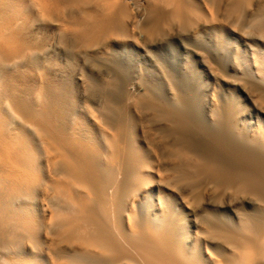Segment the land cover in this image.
I'll list each match as a JSON object with an SVG mask.
<instances>
[{"label": "bare ground", "instance_id": "1", "mask_svg": "<svg viewBox=\"0 0 264 264\" xmlns=\"http://www.w3.org/2000/svg\"><path fill=\"white\" fill-rule=\"evenodd\" d=\"M72 1L83 7L86 18L70 19L62 27L79 31L80 46L92 54L104 53L111 38L115 43L118 40H125L122 44L129 40L139 43L137 38L142 39L143 32L149 36L167 22H184V34L189 36L188 39L209 34L220 24L213 15L217 0L69 2ZM58 3L59 0H0V69L22 59L26 50H46L42 48L45 46L36 45L38 43L34 44L36 46L32 43L31 47L18 43L15 32L20 29L24 11L35 8L47 14ZM225 4L224 10L229 14L246 10L243 25L249 22L252 29V35L248 37L260 43L258 51L254 45V48L250 47L252 57L246 60V66L264 83V0H228ZM130 6H133L131 14ZM147 8L164 13V16L156 14L149 27L142 30L144 27L139 23ZM179 34L176 27L167 38L171 40ZM217 38L221 54L228 60L230 45L225 43L228 37L220 32ZM70 39L73 40L69 38L65 42ZM171 43L167 39L154 41L153 45H168L170 50L157 54L165 63L164 69L157 71L156 67L147 66L144 83L140 78L123 80L121 75L132 69L130 56L114 53L109 59L120 75L109 84L117 97L100 98L101 94L92 91L82 101L77 100L80 97L71 96L73 90L70 91L72 87L66 80L68 76L62 84L44 72L46 78L61 83H58L56 93L55 89L52 92L39 85L31 95L19 93L15 85H12L14 88L6 85L8 90L3 87L5 98L0 100V264H262V173L258 177L260 180L244 178L242 174L247 168H243L242 174L241 167L239 172L236 171L240 177L236 172H230L229 166L226 169L213 161L200 167L193 165L192 173H181L170 159L180 150L186 154L192 152L189 146L178 143L174 147L176 150L166 152L163 148L169 143L165 139L159 152L151 149L150 145L156 147L154 133L147 134V128L153 126V131H160L166 138L162 126H156V123L173 126L187 123L203 137L208 135L211 140L216 137L221 146L230 147L234 140L239 146H245L236 151L244 150L242 154L254 156L252 158L257 160L253 163L258 170L255 172H264V129L256 126L252 114L239 109L232 92L221 95L220 106L214 85L204 81L199 73H188L183 66V55ZM256 52L258 56H254ZM81 53L84 56L83 50ZM52 57H49L51 62ZM207 71L213 75L210 69ZM27 77L25 83L30 84ZM29 80L32 79L29 77ZM181 89L185 92L183 96L179 95ZM248 99L254 104L252 98ZM260 100L264 102L263 95ZM132 101L142 103L150 110L143 120L137 115L139 122L132 112L136 107L130 104ZM112 110L120 114V118L113 120ZM261 111L264 113V109ZM34 129L43 133L45 161L41 159L39 138L34 136ZM211 144L209 142V147ZM209 150L206 152L211 155L207 156L215 157L210 153L212 149ZM222 150L216 152L213 149L212 152L222 155ZM238 152L233 154L238 155ZM237 155L235 157L240 153ZM240 157L245 159L247 156ZM232 161L231 158L230 163ZM236 162L240 160L236 159ZM250 173L253 177L254 173ZM202 181L205 182L203 188L199 187ZM220 199L233 201L228 203L231 214L226 216L227 221L217 216H225L223 209L219 213Z\"/></svg>", "mask_w": 264, "mask_h": 264}, {"label": "rangeland", "instance_id": "2", "mask_svg": "<svg viewBox=\"0 0 264 264\" xmlns=\"http://www.w3.org/2000/svg\"><path fill=\"white\" fill-rule=\"evenodd\" d=\"M12 1H16V0H12ZM69 1H71V0H69ZM69 1L59 0L58 5L54 6L51 9V11L47 14H42L41 11L39 12L35 8H30L29 11H24L22 13L23 20H22V23L20 25V29L18 32H15L17 42L26 44L30 47H31L32 43H33V45L38 43L36 45H38L40 47H42L41 45H43L45 47H42V48H44L46 50L41 49V50H37V52H36V49L26 50L25 56L22 59H19V60L15 61L11 64L5 65L0 69V92H1L0 93V97H1L0 100H3L5 98V96H3V94L5 93V90L3 89V87L5 88L6 85H7V87H13L15 85L18 92L20 90L19 93L23 92L25 94H30V95H31L32 91H34L36 88H39V87L49 88L52 92L55 89V93H56L57 85H59V84L61 85V83L64 84L63 81H66V80H68L70 82V88L72 87L70 91L73 90L72 91L73 94L71 92V94H72L71 96L75 97L76 99L80 97L77 100L82 101L83 97L84 96L86 97V95L92 91H96L97 94H101L100 98L106 97V99H107L109 97L110 98L117 97L115 95V93H117V92L109 84V82L113 78H115V76L118 75L119 73L115 72L114 66L111 63L109 58H111L113 56V54L116 52L121 53V54L122 53L128 54L130 56V62H131L132 69L129 70V72H126V74H124V75L122 74L121 77L123 76V80H127V79L129 80V78L136 79V80L141 79L140 81L143 82L144 79L147 77L148 67H150V66L152 68L156 67L157 71L159 69H164L165 63L160 57L157 56V54L161 53L159 51H164V50L169 51L170 47L168 45H162V46L156 45L155 46V45H153V43H154V41L157 42L160 40L167 39L168 41L172 42L171 45L176 50H178V51L180 50L179 52L183 55V61H184L183 66L188 73H191L193 75L199 73L200 75L203 76L204 81L214 85L213 87L215 88V92L217 91L215 93V95L218 98L220 106H222L221 95L222 96L225 95L226 91L232 92L233 96L237 98L236 102H238L237 104H238V106H240L239 109L247 111L250 114H252L253 122L256 123V126H258V128L264 129V113L261 111V108L264 109V102H262L260 100V96H262V95L264 96V83L259 80V77L257 75L250 73L247 66H246L247 65L246 60L250 59V57H252L250 47L252 46V48H254V46H255V48H257V51H258V49L260 48V45H259L260 43L257 39H255V38L253 39L252 37H248V36L252 35V29L250 28L251 26L249 27V25H248L249 22L246 23L247 25H243V21L246 22V20L244 19L245 15H246L245 9L242 12L229 14L228 10H224V5L226 6L225 3H227L228 0H217L216 8H215L213 15L219 21L220 24L216 30H211L209 32V34L203 33V34H200L199 36H192V37H190V39H188L189 36H185V34H184V31L186 30V24L184 22H180V24H178L176 22H170V23L167 22L165 25L160 26L158 29H155L154 31L152 30L153 33H151L149 36L146 35V32H143L144 37L142 39L137 38L139 43H134L132 40H129L124 44H122V42H124L125 40H122V42H120L118 40L115 43V40H113L111 38L110 41H108V45H106L107 47L105 46V49H104L105 52L104 53L93 52V54L95 55L94 56L92 54V52H90L88 50L85 51V49H82V46H80V39L78 36V35H80L79 31H75L74 29H67V28L62 27V24L66 23L70 19L71 20H77L79 18L80 20H82V19L86 18V12L84 11L83 7L80 4L74 3L73 1L71 3ZM222 7H223V9H222ZM77 8H79L78 11H77ZM80 8H81V11H80ZM131 8H133V6H130L128 9L130 14H131ZM73 9H75V10H73ZM158 12L159 11H156V10L152 11L150 8H147V10H145L143 17L141 18L142 22L140 21V23H139V24H142V26L144 27L142 30H145V27L152 23V21H153L152 19L156 16V14H161L162 17L164 16V13H161V12L158 13ZM221 12L223 13L222 15H221ZM76 16H77V18H76ZM225 20H227V21H225ZM230 21L232 22V24H230L231 23ZM44 22H46V23H44ZM87 22H89V21L87 20ZM239 24H242V25H239ZM242 26H244L243 27L244 29L242 28ZM55 27H57V28H55ZM176 27L178 28V31L181 34L178 35L179 37H174L171 40L168 39L167 35L171 34V32H175ZM47 28L49 29V31H47L48 30ZM238 29L239 30L242 29V30H240L241 32L237 31ZM59 30H61L62 33L59 32ZM128 30L130 32V28ZM235 30H236V32H235ZM55 31H58V32H55ZM220 32L224 33V35L228 37V39L225 41V43H228L230 45V51L228 53V55H229L228 60H227L226 55L221 54L220 46L218 45L219 40L217 38V35H219ZM54 33H56V35H52ZM59 33H60V35H58ZM246 33L248 35H246ZM62 34L64 35V37L66 36V38H67L66 40H68L69 38H72L73 40L70 39L67 42L68 43V45H67V43L65 42L66 40L64 39ZM241 34L243 36L245 35L244 38H242ZM50 35H51V37H50ZM59 36H62L63 38L62 37L61 38L63 40H61ZM197 37H198V39H196ZM241 39H245V41H242ZM143 41H144V43H143ZM61 42H62L63 47L60 44ZM117 42H118V44H117ZM73 43H75V44H73ZM119 43H121V44H119ZM113 44H115V45H113ZM36 45H34V46H36ZM69 45L70 46L72 45L73 47L72 46L70 47ZM75 45H76V47H75ZM51 46L53 47V49ZM67 46L69 47V49ZM65 47H67V48H65ZM63 48L67 49L66 50L67 52ZM74 48H76V49L74 50ZM80 48L83 50L84 56H83V53H81L82 50ZM100 49H101V47H100ZM80 50H81V52H80ZM41 51H42V53H41ZM44 51H46V52H44ZM29 52H31V54ZM85 52H86V54H85ZM87 52H90V53H87ZM232 52H234L235 55ZM109 53H110V55H109ZM33 54L35 57H33ZM44 54H46L47 56ZM152 54H153V56H152ZM86 55H87V59H84V58H86ZM97 55H99V57H97ZM258 55H259L258 52H256V54L254 56H258ZM263 55L264 54H262V56ZM50 56L51 57L55 56V57H52V59H51V60H53L52 62L49 60ZM79 56H81V57L79 58ZM100 57H101V59H100ZM42 59H44V61ZM154 60H156V62ZM30 61H33V62H30ZM62 62H63V64H62ZM134 62H136V63H134ZM34 63H36V68H35ZM155 63L156 64L158 63V65H156ZM18 64L19 65L22 64V65L19 66ZM143 64H145L146 66L144 67ZM45 66H46V68H45ZM90 66H92V67H90ZM141 66H143V67L141 68ZM157 66H159V67H157ZM236 66L238 68H236ZM23 67L26 69H22ZM51 67L54 68L55 71H53ZM39 69H42V71L39 72ZM56 69H58V70H56ZM62 69H63V71H62ZM207 69H210L212 71L213 75L211 73H209L207 71ZM9 70H10V72H9ZM52 71L55 73H52ZM43 72L46 75L52 76L53 78H57L59 81H61V83L57 79H53V78L51 79L50 77L46 78L45 75H43ZM34 74L36 77L34 76ZM27 75H29L30 79H32V80H29V77H27ZM213 76H214V78H213ZM3 77L4 78L9 77V79L8 78L7 79L9 81H11V83L8 80H6V78L3 81L2 80ZM25 77H27L26 81H29L30 84L28 82L25 83V79H26ZM43 77L46 78L48 80V82H46L47 81L46 79H45L46 81L43 80L44 79ZM64 77L65 78L67 77L66 80H64ZM69 77H70V79H69ZM35 78H38V80L37 79L34 80ZM49 78L51 80H49ZM61 79H63V80H61ZM54 80H56V81H54ZM20 81H22V84ZM38 81H40V82H38ZM43 81H44V83H43ZM17 82L21 86H19L17 84ZM13 83H16V84H13ZM45 83H47L49 86ZM67 84H69V83H67ZM71 84H72V86H71ZM26 85H28V86H26ZM38 85H39V87H38ZM51 85H53V88L51 87ZM7 87H6V89L8 90ZM28 89L31 91H29ZM24 90L27 92H25ZM28 92H30V93H28ZM23 93H21V94H23ZM77 94H78V96H77ZM184 94H185V92L182 91V89H181L179 95L183 96ZM249 97L252 98V101L254 102L255 105L251 101H249V99H248ZM130 104H132V105L134 104V106H136V107H133L134 109L132 108L133 109L132 112L134 113V117H136L137 122H139V119L137 117L140 116V118H142V120H143L146 117V115L148 113H150V110L147 109L146 106L142 105V103L132 101ZM220 106H218V107H220ZM220 108L223 109V107H220ZM111 113H112L111 116H112L113 120H117L118 118H120V114H118L115 110H112ZM137 115H139V116H137ZM16 120H19V118H16ZM153 125H155V124H153ZM156 126H162L163 130L165 131V132H163V134L166 133L167 136H166V138H164L162 135H160V133H161L160 131H153L152 130L153 126L147 128L146 129L147 134L150 135L151 133H154L153 134V139H154L153 144H156V147H154L153 145H150L152 150L154 149V151L159 152V150H160L159 148L163 147L162 145L164 144L163 141L165 139H166V141H168L169 145L174 144L173 147H171L169 145H168V147H164L163 149L166 148L165 149L166 152L168 150H169V152L172 150H176L174 147L178 146V143L181 145H187L191 148L192 152H189V154H186L184 151L180 150L176 153V155L174 157H171V159H170L174 162L173 165L175 166V168L182 171L181 173H186V172L192 173L195 170L193 165L203 166V165H206L207 163L213 161L217 165L218 164L220 166L224 165L222 167H225V168L229 166L230 168L228 167V169H230V172H232L233 174H235V172L238 171L240 167L242 168V169L240 168L242 171L239 170L240 173L241 172L243 173L244 169L246 170V168H247V171H245L244 174L241 173L244 178L245 177L246 178H250V177L251 178H258L260 176L261 177L263 176L261 180H264V172H260V173L255 172V171H258L255 168L256 167L255 163H256L257 159L252 158L254 156L242 154V152L244 153V150L242 152L236 151V150L241 151L242 149L245 148V146H243V145L239 146L238 143L235 142V140H234V145H233V143L231 144V146H234V147H231V146L226 147L224 145L221 146L219 141H216V140H218L216 137H212V139L214 138L215 140H211L209 138V136L206 135L205 137L207 139L204 140L205 139V137H203L204 135L199 133V132H196L194 130V128H192L187 123H182L180 125L173 126L170 124H165V123L160 122V123H156ZM33 131H34V133H33L34 136L37 139L39 138L37 140V143L40 146V153H41V157H42L41 159L45 161L44 157L46 156V154H45V150H44V144L41 141V137L43 136V133H40L39 131H36L35 129ZM170 132H172V133H170ZM178 132H180V133H178ZM181 132L183 135L181 134ZM195 137H197L198 139H196ZM197 140H199V141L197 142ZM201 140H203V141H201ZM210 140L212 142L216 141L217 143L216 142L212 143ZM205 141L208 142V144H209V142H210V144L212 143L210 146L211 148L209 147L208 144H206ZM185 142L186 143L190 142L191 144L190 143L186 144ZM202 143H203V145H206V147L203 146ZM218 143H219L220 147L218 145L215 148V146ZM193 145H194V147H193ZM41 147H43V148H41ZM207 147L209 149H212V150L214 149L216 152L223 149L221 151L222 155H220V153L217 154L214 151H213L214 152L213 153L211 150L210 153L213 154L212 156L215 155V157H213V158L208 157L211 154L208 155V152H206L207 150L210 151ZM235 147H236V149H235ZM240 147H241V149H240ZM205 148H207V150ZM217 148H220V149H217ZM224 148H227L228 150H226ZM237 148H239V149H237ZM229 149H230V151H229ZM224 150H226V154H225ZM230 152H232V155ZM234 152H238V155L240 153L239 157H235L237 155V153H235V155H234L233 154ZM224 154H225V156L223 157ZM228 154H230V155H228ZM217 155H220V156L217 158ZM241 155L247 156V157H244L245 159H247V161L245 159L241 158L240 157ZM227 156L229 158H227ZM233 157H235V158H233ZM248 157L250 158V160ZM207 158L209 160H207ZM222 158H224V159H222ZM231 158H232V160L234 159L235 162L232 161V163H230ZM227 159H229V160H227ZM236 159L238 161L240 160V162L237 163ZM253 160L255 161V163H253ZM250 161L252 164L250 163ZM242 162H245V164ZM235 164H237V165H235ZM234 165L238 168H236ZM248 168H249V171H248ZM250 172H252V174L254 173L253 177H252V175L250 176L248 174ZM245 174H247L249 176H247ZM237 175H240V174L237 173ZM240 177H241V175H240ZM258 180H260V179L258 178ZM202 182H199L200 183L199 187H201V188H203L205 186L204 185L205 182H203V183ZM261 182L264 183V181H261ZM202 185H203V187H202ZM214 199H219V198H214ZM226 201H227V204H225ZM223 202H224V200L223 201L221 199L219 200V204L222 205V208L219 209V213H221L220 211L224 210L223 212L225 213V216H219V215H217V216L219 218L227 221L226 216L231 214V212H230L231 211L230 210L231 205H229V204H232L233 201L231 200L229 202V200L225 199V202L224 203ZM263 213H262V215H263ZM0 235H1V229H0ZM256 264H258V263H256ZM262 264H264V260L262 261Z\"/></svg>", "mask_w": 264, "mask_h": 264}]
</instances>
